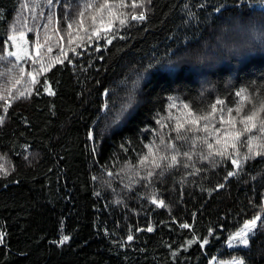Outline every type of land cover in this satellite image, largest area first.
Masks as SVG:
<instances>
[{"label": "trees", "instance_id": "1", "mask_svg": "<svg viewBox=\"0 0 264 264\" xmlns=\"http://www.w3.org/2000/svg\"><path fill=\"white\" fill-rule=\"evenodd\" d=\"M20 33L40 54L0 60V264H264V113L241 122L264 101L263 7L0 0V56Z\"/></svg>", "mask_w": 264, "mask_h": 264}, {"label": "snow or ice", "instance_id": "2", "mask_svg": "<svg viewBox=\"0 0 264 264\" xmlns=\"http://www.w3.org/2000/svg\"><path fill=\"white\" fill-rule=\"evenodd\" d=\"M254 2H255V3H259L261 6H264V0H254ZM135 6H136V5L134 4L133 7H135ZM245 6H247V5H245ZM91 7H92L91 4H89V5L86 6V8H91ZM98 7H99L100 9H103V8H106L107 5H106V4H100ZM219 10H220V6H217V11H219ZM79 15H80V16H83L84 13H83V12H80ZM132 19H133V20H137V19H139V20H143V19H144V15L141 14L139 17H137V16L134 15V16L132 17ZM123 22H124V21H121V23H123ZM71 26H72L71 24L68 25L69 28H71ZM107 30H108V29L105 28V31H107ZM97 36L99 37V34H98V33H97ZM10 39H11L12 41L24 40V34L21 33V34L19 35V37H17L16 35H13ZM107 43L110 44V43H111V40H108ZM36 46H37V55L39 56V54H40V53H39V47H40V45H39L38 42H37V45H36ZM97 50H98V49H97ZM49 51H51V49H49ZM24 54H26V50H25V49H21V48L19 47V44H17V51H9V52H7V53H6V56H0V60H2V59H7L8 57H14L15 59L19 60V59L22 58V56H23ZM177 57H178V60H179V59L181 58V54H180V53H177ZM21 70H22V69H21ZM45 91H49V94H50V95H54V93H52L48 88H45ZM236 95H237L238 97H242V100H241V102L239 103V106L236 108V112L239 113L241 107L243 106V99H246V92H245V90H241V92L236 93ZM133 102H134V92L130 93V95H129L127 101L122 105L121 109L115 114L114 122H115V121H118V120H119V119L125 114V112L127 111V109H128L129 107H131V105L133 104ZM217 103H218V104H223V101H217ZM105 107H107V105H105ZM170 107H176L175 101L173 102L172 105H170ZM183 107H184L185 109H187V108H188V105L185 104V105H183ZM215 111H216V105H215V104H214V105H211V106H210V113L215 112ZM231 112H232V110L229 109V110H228V115H229V120H228V121H224V117H223V116H221L220 119H221L222 122L228 123V124H230L232 127H235V122H234V120L231 118ZM260 113H264V101H259L257 105H254L253 108L250 109L249 113L245 114V115L241 118V122H242L243 125H244V130L249 131V132L252 131V128H254V127L256 126V125H255V121L260 117ZM203 118L207 120V119H208V116L206 115V116L203 117ZM191 123H192V124H196V123H197V120H196V119H193V120H191ZM180 127H181V125H180V124H177V126H176V130L179 131V128H180ZM205 130H207V125H205ZM260 130H261L262 132H264V119H260ZM235 135L238 137L239 133H236ZM176 138H177V139H183L184 137L178 135ZM161 142H163L162 138H161ZM217 142H219V141H217ZM205 143H207V141H205ZM249 143H251V140L249 141ZM207 146H208L209 149L212 148V144H210V143H208ZM172 147H174V145H173ZM185 155H187V154H185ZM220 155H223V153H220ZM170 159H171L172 162H175V161H176V156L173 155V156H171ZM232 164L238 166V164H237V160L233 159V160H232ZM234 174H235V173H233V172H229V173H228L229 176H232V175H234ZM161 203H162V202H161ZM259 219H260V217H256V218L252 219L248 224H246V225L244 226V228H243L240 232H238V233L236 234V236H235L233 239H237V240H239V242H240L242 245L247 246L248 243H249V240H248V233L251 232V231L256 227L257 221H258ZM182 227H184V228H188L189 225H187V224H183ZM148 231H152V229L149 228ZM2 239H3V234L0 233V241H2ZM68 239H69L68 236H63L62 239H61V241H60V243L63 244V243H65V242H67ZM128 239L131 240L132 237L129 236ZM204 243L206 244V243H207V240H205ZM241 264H242V262H241Z\"/></svg>", "mask_w": 264, "mask_h": 264}, {"label": "rangeland", "instance_id": "3", "mask_svg": "<svg viewBox=\"0 0 264 264\" xmlns=\"http://www.w3.org/2000/svg\"><path fill=\"white\" fill-rule=\"evenodd\" d=\"M259 4V3H258ZM260 5V4H259ZM261 6V5H260ZM261 7H263L264 8V6H261ZM21 34V33H20ZM20 34H14V35H16L17 37H19V35ZM24 34V40H18V41H12V40H10L11 41V44L13 45V50H11V51H17V44H19V47L21 48V49H25L26 50V54H24L23 56H22V58H28V57H30V56H32V53L33 52H35L36 54H37V51H36V49H34V47H32L31 46V44H30V41H29V39H28V37H27V34L26 33H23ZM13 35H11V37H12ZM10 37V38H11ZM11 103V100H10V98H9V100H7L6 101V104H5V108L7 107V105L8 104H10ZM185 111H187V110H183L181 113H183V112H185ZM175 115H172V117H174ZM210 116V114L208 115V117ZM168 117L170 118V114L168 115ZM178 141H177V144H178V146H179V143L180 144H184V140H181V139H177ZM181 140V141H180ZM167 147H170V146H163L162 148H167ZM161 147H156V148H154V151H158L159 149H160ZM250 222V221H249ZM249 222H247L246 224H248ZM245 224V225H246ZM244 225V226H245ZM244 226L240 229V230H238L237 232H234L231 236H230V239L228 240V242H227V244L228 245H230V246H237V245H242L240 242H239V240H237V239H233L235 236H236V234L238 233V232H240L243 228H244ZM250 233L251 232H249L248 233V239H249V236H250ZM196 241H198V238L197 239H189L188 241H187V244L184 246V249H186V250H188ZM241 262H242V264H245V262H244V260L242 259V258H238V257H236V258H232V259H228V260H223V261H216V260H212L211 261V263L210 264H241Z\"/></svg>", "mask_w": 264, "mask_h": 264}, {"label": "clouds", "instance_id": "4", "mask_svg": "<svg viewBox=\"0 0 264 264\" xmlns=\"http://www.w3.org/2000/svg\"><path fill=\"white\" fill-rule=\"evenodd\" d=\"M261 44H264V41L260 42ZM255 47V42H248L244 45H241V49L242 50H251L252 48Z\"/></svg>", "mask_w": 264, "mask_h": 264}]
</instances>
